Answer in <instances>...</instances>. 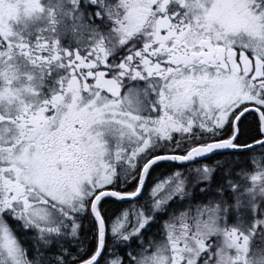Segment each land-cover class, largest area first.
Segmentation results:
<instances>
[{
  "label": "snow or ice",
  "instance_id": "6c2138e0",
  "mask_svg": "<svg viewBox=\"0 0 264 264\" xmlns=\"http://www.w3.org/2000/svg\"><path fill=\"white\" fill-rule=\"evenodd\" d=\"M0 264H264V0H0Z\"/></svg>",
  "mask_w": 264,
  "mask_h": 264
},
{
  "label": "trees",
  "instance_id": "16d2710c",
  "mask_svg": "<svg viewBox=\"0 0 264 264\" xmlns=\"http://www.w3.org/2000/svg\"><path fill=\"white\" fill-rule=\"evenodd\" d=\"M166 166H162L161 168L157 169L156 172L153 173V176L157 175L160 172H163L165 170Z\"/></svg>",
  "mask_w": 264,
  "mask_h": 264
}]
</instances>
